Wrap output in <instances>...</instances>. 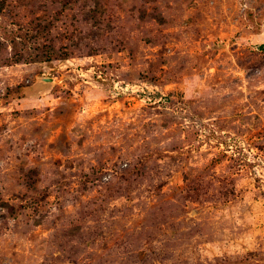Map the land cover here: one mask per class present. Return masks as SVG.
Returning <instances> with one entry per match:
<instances>
[{"label": "rangeland", "instance_id": "374dc122", "mask_svg": "<svg viewBox=\"0 0 264 264\" xmlns=\"http://www.w3.org/2000/svg\"><path fill=\"white\" fill-rule=\"evenodd\" d=\"M0 264H264V0H0Z\"/></svg>", "mask_w": 264, "mask_h": 264}, {"label": "trees", "instance_id": "16d2710c", "mask_svg": "<svg viewBox=\"0 0 264 264\" xmlns=\"http://www.w3.org/2000/svg\"><path fill=\"white\" fill-rule=\"evenodd\" d=\"M10 39H11L10 41H11V43H12L11 45H12V46H16L15 38H10ZM66 55H67V54H66ZM66 55H65V56H66ZM52 57H53L52 55H46L45 60L52 59ZM63 59H64V58H63Z\"/></svg>", "mask_w": 264, "mask_h": 264}]
</instances>
